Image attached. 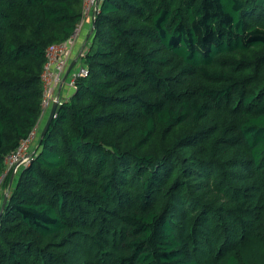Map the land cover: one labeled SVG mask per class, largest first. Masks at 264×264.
<instances>
[{"label": "trees", "instance_id": "16d2710c", "mask_svg": "<svg viewBox=\"0 0 264 264\" xmlns=\"http://www.w3.org/2000/svg\"><path fill=\"white\" fill-rule=\"evenodd\" d=\"M83 1L0 0V264H264V0H99L42 137Z\"/></svg>", "mask_w": 264, "mask_h": 264}, {"label": "built area", "instance_id": "2783aa9c", "mask_svg": "<svg viewBox=\"0 0 264 264\" xmlns=\"http://www.w3.org/2000/svg\"><path fill=\"white\" fill-rule=\"evenodd\" d=\"M99 0H84L83 1V17L89 13L91 9L97 10ZM83 19V18H82ZM79 24L76 31L72 34L71 38L66 42L55 43L50 45L46 50V62L42 73V81L44 84V99H43V111L52 104L55 100L59 99L55 96V89L63 84V77L68 71V67L75 55V46L77 42V36L79 32ZM70 72L68 85L75 87V80L77 76L87 73L85 66L80 65L78 68H73ZM56 115V113H55ZM37 128H35L29 138L23 140L20 146L10 153L7 157L9 168H14V171L19 167L27 164L33 154L34 140L36 139Z\"/></svg>", "mask_w": 264, "mask_h": 264}, {"label": "crops", "instance_id": "0c3cea01", "mask_svg": "<svg viewBox=\"0 0 264 264\" xmlns=\"http://www.w3.org/2000/svg\"><path fill=\"white\" fill-rule=\"evenodd\" d=\"M94 15H95L94 9H91L89 11V13L86 14L79 23L80 29L78 32V36L76 37L77 42H76V46H75V55H74L75 58L80 54V51L82 50L83 47H84L83 51L86 50L85 44H86L88 38H90L91 30L93 27ZM79 60H81V59H78V61ZM81 65H83V63ZM69 80H70V77L68 76L67 79L65 81H63V84H61L59 87H56V89H55L56 98L59 97L60 100L63 101L72 94L74 89H73V87H71L67 84ZM51 103L52 104H50L45 109V111H43V114L39 120V123H38V125H39L38 130L39 131H41L44 128V126L46 125L47 121H49L48 118L50 116L52 105L54 104L53 102H51ZM6 192H8V191L4 188H3V192L0 191V202L2 200L1 196L5 195Z\"/></svg>", "mask_w": 264, "mask_h": 264}, {"label": "water", "instance_id": "95a60500", "mask_svg": "<svg viewBox=\"0 0 264 264\" xmlns=\"http://www.w3.org/2000/svg\"><path fill=\"white\" fill-rule=\"evenodd\" d=\"M94 13H95V11H94ZM94 27H95V20H93V27H92L91 33L93 32ZM88 39H89V38H88ZM83 49H84V47H83L82 50L80 51V54H79L76 58L74 57V59L71 61L70 65H69V67H68V69H67L68 71H66V73H65V75H64V77H63V81H65V80L67 79V77L69 76L70 72L73 71L72 69L75 68V65L77 64V61H78L80 55L83 54ZM53 103H54V104L52 105V109H51V112H50V116H49V118H48L49 121H47V123H46V125H45V127H44V129L42 130V133H41V136H42V137H43V136L45 135V133L47 132L48 127H49V125H50V122L53 121L52 119H53V117L55 116V113H56L57 110H58V107H59V99H57V101L55 100ZM13 177H14V174L12 175V180H13ZM12 180H11V182H12ZM8 194H9V192H7V193L5 194V198H4L3 203H2V207H1L0 214L3 212L4 207H5V205H6L5 203H6L7 199H8Z\"/></svg>", "mask_w": 264, "mask_h": 264}, {"label": "rangeland", "instance_id": "374dc122", "mask_svg": "<svg viewBox=\"0 0 264 264\" xmlns=\"http://www.w3.org/2000/svg\"><path fill=\"white\" fill-rule=\"evenodd\" d=\"M81 64H82V61L79 60V61L77 62V64L75 65V68H78ZM75 68H74V69H75ZM0 191L3 192V188L0 187Z\"/></svg>", "mask_w": 264, "mask_h": 264}]
</instances>
